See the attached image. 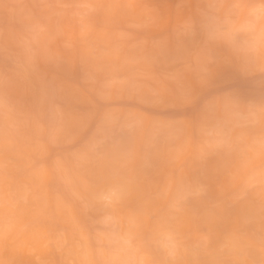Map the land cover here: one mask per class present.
Segmentation results:
<instances>
[{"label":"rangeland","instance_id":"1","mask_svg":"<svg viewBox=\"0 0 264 264\" xmlns=\"http://www.w3.org/2000/svg\"><path fill=\"white\" fill-rule=\"evenodd\" d=\"M178 2L0 0V264H127L140 259L136 248L124 243L134 234L130 212L145 204L157 215H168L183 197L174 224L183 264H245L260 258L264 149L259 124L245 129L246 142L236 141L237 129L201 156L204 141L190 123L199 120L205 102L235 86L233 74L224 71L194 105L185 106L163 78L173 67L167 58L152 65L137 62L135 40L158 38L162 28L155 22L175 19ZM261 2L245 0L256 14L245 13L237 23L252 24L251 32L237 39L248 41L249 55L257 60L264 32ZM198 4L190 0L192 10ZM105 16L114 22L105 24ZM147 22L151 26L142 30L129 27ZM122 30L129 39L120 38ZM66 39L72 41L71 51L63 47ZM56 57H70L71 67L57 66ZM89 68L96 83L85 80ZM238 83L244 103L259 102L258 76ZM104 84L107 102L97 96ZM45 93L49 102L42 104ZM54 104L63 112L59 125ZM108 111L134 127L117 122L105 132ZM49 134L55 135L54 143L48 142ZM96 138L103 140V157L86 153L74 162L73 154L84 153ZM58 156L65 161L62 168L52 163ZM200 183L210 185L208 193L192 194ZM112 189L124 199L116 205L111 230L103 234L101 252L97 236L103 209L95 201ZM142 246L149 258H159Z\"/></svg>","mask_w":264,"mask_h":264},{"label":"snow or ice","instance_id":"2","mask_svg":"<svg viewBox=\"0 0 264 264\" xmlns=\"http://www.w3.org/2000/svg\"><path fill=\"white\" fill-rule=\"evenodd\" d=\"M259 11L264 13V0H262ZM256 14V8L245 3V0H199L195 10L190 7V0H179L175 19L158 18L156 25L162 28L158 38H137L134 47L139 51L137 62L145 65L154 64L159 58H167L171 70L164 73V80L174 85L171 95L181 104L192 106L198 101L203 93L216 85L221 74L229 70L232 82L235 86L218 93L205 102L200 108L199 120L191 121V126L198 129L203 143L200 146L201 156L209 155L222 144L218 142L220 137H230L237 129L240 130L236 141L246 142L245 129L254 127L257 123L260 127V144L264 149V32L259 59H254L249 52L252 47L248 41L241 42L237 39L240 33H250L252 24L246 23L237 27L238 21ZM113 17L105 16L104 23H113ZM151 26V22L144 24H132L129 27L142 30ZM81 36L86 32L81 31ZM121 39H129L130 33L126 30L120 32ZM65 50L71 51L72 41L66 39L63 43ZM87 63L86 57H81ZM57 66L71 67V58L56 57L53 61ZM259 77L261 95L258 103H244L242 89L238 82L248 81ZM85 80L96 83L97 76L94 69L89 68ZM159 97V93L156 94ZM98 98L107 102L110 96L107 85H101L97 89ZM42 104L49 102L47 93L42 97ZM57 125L62 123L63 112L59 104H54ZM122 122L115 112L103 113L104 131L107 132L111 125ZM131 130L134 125L127 121L122 122ZM55 135L49 134V143L55 142ZM255 138H253V141ZM103 140L96 138L90 141L84 153H74L73 161L78 162L84 158L86 153H93L103 157L101 146ZM43 163V161H42ZM56 168H62L65 161L59 156L52 161ZM101 183L105 177H99ZM208 183L198 184L194 195H205L208 193ZM219 195L224 194L222 185H217ZM244 192L236 198H242ZM262 201V213H264V189L260 193ZM124 196L119 189L101 192L96 198V203L101 205L103 213L99 224L102 231L98 233V251H103L104 233L111 230L116 205L123 203ZM186 197L177 200L173 205V213L157 215L151 212L147 205L141 204L136 210L130 212V225L134 234L127 236L124 243L129 248H136L140 259L132 260L127 264H183L180 258L182 244L179 234L174 228L176 222L175 212L179 211L180 205ZM151 221L149 226L148 222ZM262 246L260 258L245 262V264H264V230L261 234ZM140 245L139 247H136ZM142 245H146L153 253L159 254V258H149ZM206 246V239H205ZM199 264V262H195Z\"/></svg>","mask_w":264,"mask_h":264},{"label":"bare ground","instance_id":"3","mask_svg":"<svg viewBox=\"0 0 264 264\" xmlns=\"http://www.w3.org/2000/svg\"><path fill=\"white\" fill-rule=\"evenodd\" d=\"M86 4H87V3H86ZM88 4H89V3H88ZM89 5H90V4H89ZM6 9H7V8H6ZM8 9H9V8H8ZM73 58H74V57H73ZM78 58H79V57H78ZM85 93H86V92H85ZM83 122H84V121H83ZM12 135H13V134H12ZM28 144H29V143H28ZM192 148H193V146H192ZM33 149H34V148H33ZM86 157H87V156H86ZM43 159H44V158H43ZM203 160H204V159H203ZM46 163H47V162H46ZM40 168H41V167H40ZM174 174H175V173H174ZM44 175H45V174H44ZM207 178H208V177H207ZM207 178H206V179H207ZM203 180H205V179H203ZM203 180H202V181H203ZM15 181H17V180L15 179ZM198 181H200V180H198ZM17 193H18V192H17ZM149 203H150V201H149ZM15 209H16V208H15ZM15 209H14V210H15ZM218 215H219V214H218ZM22 216H23V215H22ZM211 216H212V217H215L213 214H212ZM20 217H21V216H20ZM90 223H91V222H90ZM90 223H89V224H90ZM91 225H92V223H91ZM93 225H94V223H93ZM93 228H94V227H93ZM96 228H97V227H96ZM94 229H95V228H94ZM83 230H84V229H83ZM102 230H103V229H102ZM84 231H86V230H84ZM92 231H93V230H92ZM32 232H33V231H32ZM28 235H29V234H28ZM28 235H27V236H28ZM110 240H111V239H110ZM119 252H120V251H119Z\"/></svg>","mask_w":264,"mask_h":264}]
</instances>
